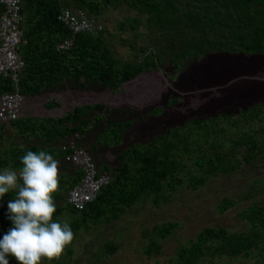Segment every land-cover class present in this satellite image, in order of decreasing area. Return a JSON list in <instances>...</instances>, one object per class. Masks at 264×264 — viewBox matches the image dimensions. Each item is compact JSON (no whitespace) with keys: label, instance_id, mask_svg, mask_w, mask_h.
Segmentation results:
<instances>
[{"label":"trees","instance_id":"trees-1","mask_svg":"<svg viewBox=\"0 0 264 264\" xmlns=\"http://www.w3.org/2000/svg\"><path fill=\"white\" fill-rule=\"evenodd\" d=\"M111 0H103L108 5ZM136 11L144 15L145 25L154 30L152 49L135 62L120 63L107 47L100 33L95 35L77 33L72 47L58 50L56 43L68 35L67 28L57 19L60 10L59 0H22L23 32L17 52L24 60L20 71L18 90L33 96L43 88H102L114 89L126 80L134 78L144 70L164 68L169 71V82L185 60L199 57L211 51L233 46L239 40L264 38V0H125ZM72 7L82 8L86 13L96 15L99 5L95 0H68ZM1 11V7H0ZM138 23V21L136 22ZM143 52V48L140 47ZM168 64L171 65L167 69ZM174 67V68H173ZM65 79V84H62ZM13 86L0 76V93ZM47 106L57 104L51 100ZM93 112H96L93 114ZM135 110L126 105L107 107L102 103L74 105L71 110L49 117L17 118L11 122L20 138L28 141L31 136H39L43 145L19 146L8 142L5 149H0V169L22 167L20 157L28 150L46 151L67 168L64 154L68 151L53 145L60 138L77 133L78 145H92L91 135L96 132L101 148L93 149V159L101 170L110 169L103 158V151L121 139L124 130L129 129ZM154 111L148 112L153 114ZM264 116V106L249 105L232 113H219L210 117H193L175 127H167L145 145L130 144L118 151V166L112 169V178L104 184L97 196L86 208L76 211L66 203L56 205L54 218L64 209L72 214L71 229L78 228L81 222L93 221L95 217L114 214L115 209H122L131 204L143 193L162 196L166 190L185 183L196 188L202 185L208 175L232 168L227 163V153L214 139L208 144L198 143L193 134L210 135L219 122L236 120L243 124H252ZM108 137V138H107ZM29 138V139H28ZM104 138H107L104 139ZM246 147L242 156L249 162L261 152L257 148L255 137L245 135L237 141ZM193 144V152L188 154ZM188 154L186 160L201 172L182 175L184 160L182 152ZM59 174L58 189L65 184L72 186L78 179L77 171L69 175ZM65 176V177H64ZM13 194H5V203L0 207V234L10 226L4 215L6 200ZM234 202L230 198L220 201V208L226 209ZM249 227L246 231H228L223 226H206L196 232L193 239L178 247L174 264H195L205 254L229 256L247 255L257 251L264 260V245L261 244V231L264 229V203L250 205L239 213ZM173 223L155 225L157 236H166ZM112 243L104 244L106 251L115 250ZM161 246L151 239L146 248L149 253L159 252ZM12 259H10L11 261ZM9 261V262H10ZM53 262L51 264H56ZM10 264V263H9Z\"/></svg>","mask_w":264,"mask_h":264},{"label":"rangeland","instance_id":"rangeland-1","mask_svg":"<svg viewBox=\"0 0 264 264\" xmlns=\"http://www.w3.org/2000/svg\"><path fill=\"white\" fill-rule=\"evenodd\" d=\"M95 1L99 5V13L94 16L103 25L98 33L103 36L107 47L120 63L135 62L155 46L152 43L154 30L146 27L144 15L139 14L128 2L111 0L105 5L103 0ZM140 47L143 52L139 50ZM170 68L171 65L168 64L167 69ZM168 72L162 66L144 70L114 89L102 88L99 85H94L91 90L72 89L66 85L64 88H43L33 96L25 95L21 113L59 116L70 110L74 104L102 103L107 107L126 105L133 108L136 113L132 117L131 125L143 122L138 117L145 115L144 121L151 120L148 131L141 135L137 132L127 135L129 129L124 130L117 143L104 149L103 158L110 168L108 171L111 179L112 169L118 166V151L130 144L145 145L165 128L182 123V118H175L176 123L165 121L163 107L172 95L169 94L171 84ZM48 100L55 102L57 106H47ZM151 111L154 113L148 114ZM154 116H157L156 119ZM94 131L89 140L92 145L83 146L92 158L95 155L93 149L101 148L100 139H97L98 142L94 141L98 130ZM210 132V135L201 132L199 135L193 134L190 140L197 138L198 143L208 144L214 139L221 145L222 152L227 153V163L232 164V168L208 175L206 181L196 188L183 183L176 185L172 190L164 191L162 196L145 192L131 204L122 209H115L114 214H105L107 220L104 216H99L93 221L81 222L78 228L72 229L73 239L61 256L52 261L44 259L42 264H174L178 247L188 244L196 232L206 226H223L228 231H246L249 224L239 213L250 205L264 203V116L251 125H242L236 120H223ZM247 134L255 137L257 148L261 149L249 162L242 158L246 147L237 143ZM72 136L76 139L74 135L69 138ZM20 139L11 123L5 127L0 125V149H5L10 140L19 143ZM67 139L68 137L60 138L53 145L59 147ZM193 147V144L189 146L188 154L193 152ZM188 154H181L184 160L181 174L200 173L195 165L186 160ZM94 163L97 165L95 160ZM7 168L19 172L21 167ZM58 170V173L66 175L64 172H71L74 167L68 165L63 168L58 164ZM68 188V184H65L64 189H58L53 194L56 205L66 203ZM225 197L234 203L226 209H221L220 201ZM56 218L69 224L73 221L72 214L66 209ZM167 222L173 223L168 234L157 236L153 227ZM151 239L160 244L159 252H147L146 248ZM107 243H112L116 247L115 250L106 251L104 244ZM261 244L264 245V229L261 231ZM9 263L16 264L14 259ZM195 264H264V260L257 251H252L247 255L235 257L227 254H205L197 259Z\"/></svg>","mask_w":264,"mask_h":264},{"label":"crops","instance_id":"crops-1","mask_svg":"<svg viewBox=\"0 0 264 264\" xmlns=\"http://www.w3.org/2000/svg\"><path fill=\"white\" fill-rule=\"evenodd\" d=\"M175 71L169 86V94L172 95L163 107L166 122L176 123L175 118H182L181 121L184 122L193 117L229 114L253 104L264 106V38L239 40L233 46L187 59ZM65 82L63 79L62 84ZM49 116L52 115L25 112L20 114V118ZM156 117L154 116L155 119ZM144 118L145 115H139L138 119L143 122L138 125L133 123L127 135L133 132L141 135L148 131L150 125H144ZM42 140L35 135L28 141L21 138L17 144L49 147L43 145ZM74 171H77L78 177L79 172L75 168L64 173L69 175Z\"/></svg>","mask_w":264,"mask_h":264},{"label":"clouds","instance_id":"clouds-1","mask_svg":"<svg viewBox=\"0 0 264 264\" xmlns=\"http://www.w3.org/2000/svg\"><path fill=\"white\" fill-rule=\"evenodd\" d=\"M70 135L77 138L76 133ZM20 164L19 172L0 169V207L5 194H13L6 200L4 215L10 226L0 234V264H9L10 259L16 264H42L44 259H58L73 239L70 224L54 218L59 161L46 151L28 150Z\"/></svg>","mask_w":264,"mask_h":264},{"label":"built area","instance_id":"built-area-1","mask_svg":"<svg viewBox=\"0 0 264 264\" xmlns=\"http://www.w3.org/2000/svg\"><path fill=\"white\" fill-rule=\"evenodd\" d=\"M67 1L59 0L57 19L67 28L68 35L55 45L56 49L64 51L72 47L77 33L95 35L103 28L96 16L86 13L82 8L68 5ZM0 7V76L13 86L0 93V125L5 127L20 116L25 101V94L18 90L20 71L24 64L17 52L21 42H24L20 26L22 0H0ZM61 148L68 150L64 160L79 172L78 180L68 189L65 200L71 208L81 211L110 180V174L108 170L97 168L90 152L78 145L73 136Z\"/></svg>","mask_w":264,"mask_h":264},{"label":"flooded vegetation","instance_id":"flooded-vegetation-1","mask_svg":"<svg viewBox=\"0 0 264 264\" xmlns=\"http://www.w3.org/2000/svg\"><path fill=\"white\" fill-rule=\"evenodd\" d=\"M150 123H151V120H147V121L144 122V125L148 126V125H150Z\"/></svg>","mask_w":264,"mask_h":264}]
</instances>
